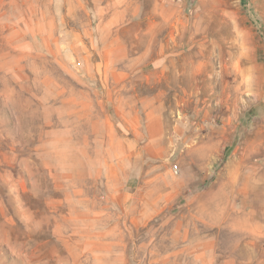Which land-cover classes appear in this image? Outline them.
<instances>
[{
    "label": "rangeland",
    "instance_id": "1",
    "mask_svg": "<svg viewBox=\"0 0 264 264\" xmlns=\"http://www.w3.org/2000/svg\"><path fill=\"white\" fill-rule=\"evenodd\" d=\"M44 1L0 0V264H264V0H138L153 75L130 36L34 25Z\"/></svg>",
    "mask_w": 264,
    "mask_h": 264
},
{
    "label": "crops",
    "instance_id": "2",
    "mask_svg": "<svg viewBox=\"0 0 264 264\" xmlns=\"http://www.w3.org/2000/svg\"><path fill=\"white\" fill-rule=\"evenodd\" d=\"M82 1L90 2L89 8L84 5L80 6L77 3ZM101 2L105 3L102 4ZM57 8L65 10L62 14L64 21H59ZM140 8L142 7H139L138 0H45L43 5H41V2L38 7L35 5L33 19L35 20L34 25L41 27L42 19L45 18L46 20V17H48L49 24L54 25L55 30L53 29V31L57 32V35L59 31H56V26L59 23L63 24L60 40L63 38L67 43L72 42L74 44L81 40L85 41V39L93 43L95 40L104 41L107 36L111 35L114 40H117V36L120 34L130 36V45H132V48L135 47V58L140 60L149 58V66L147 65L149 74L164 73L166 72L165 68L162 69L159 65L153 66V59L167 57L164 44L159 40L160 30L155 28L157 26L163 27L165 20L155 21L147 15L144 16V14L139 17L138 11ZM43 10L50 11L49 16H46L45 12H41ZM176 22L170 24L180 26V20ZM170 24L167 23V25ZM39 32L41 30H38L37 34ZM117 50L113 46L108 49V55L110 57L117 56L118 53H115ZM91 52L90 55L95 54V52ZM140 68V70L143 69ZM146 82L149 92H146L143 96L140 95V99L146 117L145 130L148 135L154 137L156 132L163 130V119L159 116L160 110L152 107L154 105L160 107L162 100L154 94V79L149 76V80ZM114 100L118 102L117 98ZM146 151L149 152V141L146 145Z\"/></svg>",
    "mask_w": 264,
    "mask_h": 264
},
{
    "label": "built area",
    "instance_id": "3",
    "mask_svg": "<svg viewBox=\"0 0 264 264\" xmlns=\"http://www.w3.org/2000/svg\"><path fill=\"white\" fill-rule=\"evenodd\" d=\"M179 172H180L179 166L176 165V166L173 168V173H174L175 175H178Z\"/></svg>",
    "mask_w": 264,
    "mask_h": 264
},
{
    "label": "bare ground",
    "instance_id": "4",
    "mask_svg": "<svg viewBox=\"0 0 264 264\" xmlns=\"http://www.w3.org/2000/svg\"><path fill=\"white\" fill-rule=\"evenodd\" d=\"M246 31V30H245ZM247 33V32H246ZM242 34V33H241ZM243 34H245V32L243 33ZM242 37V36H241ZM245 41V40H244ZM243 44V43H242ZM250 44V43H249ZM249 49V48H248ZM248 52V51H247ZM245 56V55H244Z\"/></svg>",
    "mask_w": 264,
    "mask_h": 264
}]
</instances>
